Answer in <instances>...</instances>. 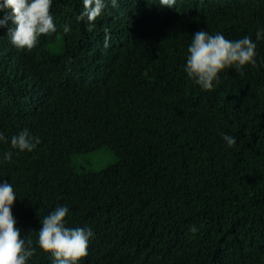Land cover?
I'll return each mask as SVG.
<instances>
[{"label":"trees","instance_id":"16d2710c","mask_svg":"<svg viewBox=\"0 0 264 264\" xmlns=\"http://www.w3.org/2000/svg\"><path fill=\"white\" fill-rule=\"evenodd\" d=\"M210 1L222 6V0ZM247 2L251 22L264 21V0ZM179 6L183 12L190 4ZM53 7L62 27L70 26L58 57L73 63L84 55L83 0H54ZM147 7L156 26L146 23L145 37L128 55L140 77L129 75L134 69L121 53L113 54L94 89L74 97L84 123L53 121L28 95L19 102L23 111L7 107L9 95L0 98L6 138L0 140V184H12L15 227L21 238L32 239L35 254L27 264H53L37 239L40 221L58 206L69 209L67 227L93 232L77 264H264V39L255 66L227 67L219 83L204 90L184 71L185 17ZM10 12L0 9V19ZM101 20L109 22L108 9ZM10 27V21L0 26V89L16 92L19 85L24 91L32 82L19 64L42 53L43 43L29 52L17 49ZM110 43L102 46L106 56ZM65 84L73 94L72 75ZM62 103H68L64 97ZM25 128L40 140L31 152L11 148L10 135ZM222 133L235 145L229 147ZM102 148L117 160L98 166ZM6 151L11 161L4 160Z\"/></svg>","mask_w":264,"mask_h":264},{"label":"clouds","instance_id":"9594fccd","mask_svg":"<svg viewBox=\"0 0 264 264\" xmlns=\"http://www.w3.org/2000/svg\"><path fill=\"white\" fill-rule=\"evenodd\" d=\"M185 1L190 7L182 12L176 0H150L148 3L146 0H83L78 19L84 23L79 34L84 55L73 63H65L63 56L58 55L64 47L67 48L65 33L70 31V26L65 24L62 27L53 7L54 0H3L0 9H10L11 12L0 19V26L7 25L8 21L13 25L7 34L11 43L17 49L29 52L42 41L43 48L42 53L32 54L19 64L32 86L22 91L16 85V92L0 89V98L9 95L7 107L18 105V110L23 111L19 102L28 95L33 101H40L43 111L55 122L65 121L69 127L84 123L75 107L74 97L89 94L94 89L102 72L110 66L113 54L121 53L124 63H130L134 69L132 74L126 70L128 74L135 79L140 77L128 55L136 42L145 37L146 23L152 22L156 26L153 21L156 17L146 10L148 4H153L152 11H156L157 6L161 12L185 17L183 30L187 34V59L184 71L202 89H213V81L219 83L218 73L227 67L235 66L239 72L245 65H256L258 41L264 39V21L256 25L251 22L246 15L247 0H222L221 7L210 0ZM255 5L259 6L258 3ZM107 9L109 22H104L101 17ZM98 27H102V31ZM214 28L217 31H213ZM100 34L103 45L98 38ZM109 40L113 42L109 44L112 51L106 56L102 46L107 48ZM90 65L93 69L88 71ZM70 75L76 81L73 94L65 84ZM33 86L39 89L33 92ZM62 97L68 103L58 105ZM60 114L64 115L63 119ZM88 126L92 125L89 123L83 127ZM222 136L229 147L235 145L233 136L223 133ZM10 137L11 148L20 151L31 152L40 143L39 137L30 135L26 128ZM0 140L6 142L3 134H0ZM11 159L12 152L6 151L4 160ZM16 198L11 183L0 184V264H27L35 254L31 237L21 238L20 229L15 227L11 206ZM68 212V207L58 206L40 221L42 227L38 231L37 244L44 252L52 254L53 264H77L87 255L89 238L93 235L90 228L67 227L65 217ZM190 231L195 233L197 229L192 226Z\"/></svg>","mask_w":264,"mask_h":264},{"label":"rangeland","instance_id":"374dc122","mask_svg":"<svg viewBox=\"0 0 264 264\" xmlns=\"http://www.w3.org/2000/svg\"><path fill=\"white\" fill-rule=\"evenodd\" d=\"M116 160V155L110 149L102 148L97 151L96 163L100 167L107 166Z\"/></svg>","mask_w":264,"mask_h":264}]
</instances>
